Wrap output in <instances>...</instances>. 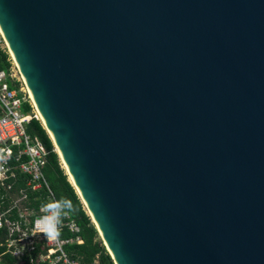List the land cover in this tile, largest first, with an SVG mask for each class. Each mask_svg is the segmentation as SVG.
<instances>
[{
    "label": "water",
    "instance_id": "water-1",
    "mask_svg": "<svg viewBox=\"0 0 264 264\" xmlns=\"http://www.w3.org/2000/svg\"><path fill=\"white\" fill-rule=\"evenodd\" d=\"M0 30L104 264H264V0H0Z\"/></svg>",
    "mask_w": 264,
    "mask_h": 264
},
{
    "label": "built area",
    "instance_id": "built-area-1",
    "mask_svg": "<svg viewBox=\"0 0 264 264\" xmlns=\"http://www.w3.org/2000/svg\"><path fill=\"white\" fill-rule=\"evenodd\" d=\"M0 53L8 55L10 64L8 71L0 69V228L5 230L2 245L15 264H79L63 249L81 244L79 227L69 214L61 220L57 241L47 239L37 226V220L45 214L42 207L55 199L42 172L48 151L26 129L31 117H39L24 83L17 77L20 73L14 69L1 30ZM26 102L31 106L27 112L23 110ZM22 175L24 185L17 187ZM35 200H40L37 206L32 205ZM61 232L66 235L61 236ZM36 250L39 253L34 256Z\"/></svg>",
    "mask_w": 264,
    "mask_h": 264
},
{
    "label": "trees",
    "instance_id": "trees-1",
    "mask_svg": "<svg viewBox=\"0 0 264 264\" xmlns=\"http://www.w3.org/2000/svg\"><path fill=\"white\" fill-rule=\"evenodd\" d=\"M7 57V54L0 53L1 70H9L10 64L7 62ZM23 110L26 112L31 110L29 103L26 102L23 104ZM26 129L30 135L38 137L48 151L47 161L42 168V172L55 200H60L62 198L67 199L70 200L73 205V211L70 212L69 215L79 227L77 235L81 239V244L67 245L63 248L64 252L70 258L76 259L79 264H93L94 260L97 261V264H104L103 253L105 252V246L101 243L100 238H98L97 231L94 228L93 223L90 221L89 216L86 214L79 195L73 184L69 182V178H67L68 175L63 171L60 165L59 156L47 130L41 122V119L34 116L31 117L26 123ZM23 185L24 176L22 175L16 186L19 187ZM39 202L40 200L32 201V205L37 206ZM64 235H66V233L61 232V236ZM4 236L5 230L0 228V264H15V259L11 254L5 251V248L2 245ZM38 253L39 250H36L33 252V255L37 256Z\"/></svg>",
    "mask_w": 264,
    "mask_h": 264
},
{
    "label": "clouds",
    "instance_id": "clouds-1",
    "mask_svg": "<svg viewBox=\"0 0 264 264\" xmlns=\"http://www.w3.org/2000/svg\"><path fill=\"white\" fill-rule=\"evenodd\" d=\"M45 213L37 220V226L41 233L51 241H57L59 238V228L64 216L73 211V205L70 200L60 199L52 200L42 207Z\"/></svg>",
    "mask_w": 264,
    "mask_h": 264
},
{
    "label": "bare ground",
    "instance_id": "bare-ground-1",
    "mask_svg": "<svg viewBox=\"0 0 264 264\" xmlns=\"http://www.w3.org/2000/svg\"><path fill=\"white\" fill-rule=\"evenodd\" d=\"M4 40H5V39H4ZM5 43H6V41H5ZM6 46H7V48H8L9 53H10V56H12L11 58L14 60V57H13V55H12V52H11L9 46L7 45V43H6ZM14 63L16 64L15 60H14ZM16 65H17V64H16ZM15 67H16V66H15ZM17 67H18V66H17ZM18 69H19V68H18ZM19 71H20V70H19ZM20 74H21V73H20ZM24 84H25V88H26V90H27V93H28V95H29V97H30V101H31V103L33 104V106H34V108H35L37 114L39 115V118L42 120V115H41V113L39 112V110L36 108L35 102H34L32 96H31V94H30V92H29V90H28V88H27V85H26L25 81H24ZM55 146H56V151H57V152L59 153V155H60V160L63 161V164H64V166H65V169L67 170L68 175L70 176V180L73 182V184H74L73 186H75L74 180H73V178H72L70 172L68 171V169H67V167H66V164H65V162H64V160H63V158H62V156H61V154H60V152H59V150H58V147H57L56 143H55ZM66 174H67V173H66ZM71 181H70V182H71ZM76 191H77V190H76ZM77 192H78L80 198L82 199V196L80 195V192H79V191H77ZM82 201L84 202L83 199H82ZM85 207L87 208L86 205H85ZM87 210H88V212H89L88 215L90 216V215H91V214H90V211H89L88 208H87ZM90 218H91V216H90ZM91 222L94 224V221H93L92 218H91ZM99 235H100V233H99ZM105 244H106V241H105ZM106 245H107V244H106ZM107 247H108V245H107ZM108 249H109V247H108ZM110 252H111V251H110ZM111 254H112V253H111Z\"/></svg>",
    "mask_w": 264,
    "mask_h": 264
},
{
    "label": "rangeland",
    "instance_id": "rangeland-1",
    "mask_svg": "<svg viewBox=\"0 0 264 264\" xmlns=\"http://www.w3.org/2000/svg\"><path fill=\"white\" fill-rule=\"evenodd\" d=\"M9 52V51H8ZM10 54V53H9ZM12 57V56H11ZM13 60V59H12ZM13 65H14V69L16 70V71H18V73H20V71H19V69H18V67H17V65L14 63V60H13ZM16 66V67H15ZM17 68V69H16ZM17 77L20 79V82H22V83H24V79H23V77H22V75L20 74H17ZM25 85V84H24ZM26 89V88H25ZM27 91V90H26ZM29 96V95H28ZM29 99H30V97H29ZM37 113V112H36ZM38 115V114H37ZM39 116V115H38ZM55 148V147H54ZM59 160H60V158H59ZM60 165H61V167H62V169H63V171L64 172H66L67 173V175H68V172H67V170L65 169V166H64V164H63V161L62 160H60ZM67 178H69V180H70V176L68 175L67 176ZM71 181V180H70ZM69 181V182H70ZM71 183L73 184V182L71 181ZM74 185V184H73ZM75 187V186H74ZM83 206H84V204H83ZM85 208V207H84ZM85 210V212H86V214L88 215V210H87V208H85L84 209ZM89 216V215H88ZM91 221V220H90ZM97 235H98V233H97ZM98 238H100L99 237V235H98ZM100 241H101V243H103V245L105 246V251L108 253V247H107V245L105 244V241H103V239H101L100 238ZM108 249V250H107ZM110 251V250H109Z\"/></svg>",
    "mask_w": 264,
    "mask_h": 264
}]
</instances>
